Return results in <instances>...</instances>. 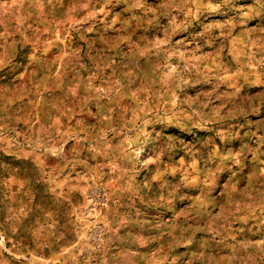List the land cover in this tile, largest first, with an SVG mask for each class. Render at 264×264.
Listing matches in <instances>:
<instances>
[{
	"label": "rangeland",
	"instance_id": "rangeland-1",
	"mask_svg": "<svg viewBox=\"0 0 264 264\" xmlns=\"http://www.w3.org/2000/svg\"><path fill=\"white\" fill-rule=\"evenodd\" d=\"M0 264H264V0H0Z\"/></svg>",
	"mask_w": 264,
	"mask_h": 264
},
{
	"label": "crops",
	"instance_id": "crops-1",
	"mask_svg": "<svg viewBox=\"0 0 264 264\" xmlns=\"http://www.w3.org/2000/svg\"><path fill=\"white\" fill-rule=\"evenodd\" d=\"M37 166H38V167H39V166H42V164H40V165H37Z\"/></svg>",
	"mask_w": 264,
	"mask_h": 264
}]
</instances>
